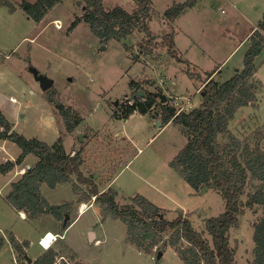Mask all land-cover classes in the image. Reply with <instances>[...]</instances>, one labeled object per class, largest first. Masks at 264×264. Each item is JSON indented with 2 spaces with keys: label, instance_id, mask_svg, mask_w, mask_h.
I'll return each mask as SVG.
<instances>
[{
  "label": "rangeland",
  "instance_id": "obj_1",
  "mask_svg": "<svg viewBox=\"0 0 264 264\" xmlns=\"http://www.w3.org/2000/svg\"><path fill=\"white\" fill-rule=\"evenodd\" d=\"M9 1L16 6L14 10L0 4V109L13 129L49 144L61 137L67 152H82L84 170L95 176L100 189L112 187L118 192L120 203L144 195L168 219L187 215L194 228L212 242L206 219L223 213L226 201L215 188L196 191L172 166V159L188 140L182 126L159 125V114L153 117L136 111L128 118H117L114 112L132 100V81L148 91L163 90L178 110L185 105L199 107L200 89L209 71L218 68L214 78L225 81L243 67L248 34L264 16V0H198L173 22L166 20L165 10L185 0H153L149 34L137 30L123 40L107 42L94 35L83 20L72 27L85 11L81 0H62L40 22L25 12L23 0ZM104 5L128 11L137 7L135 0H104ZM172 41L177 56L169 52ZM256 63V77L263 88L256 102L241 107L229 124L250 150L255 144L264 149V48ZM32 65L54 79L51 89H41L30 72ZM188 68L199 76H191ZM50 93L81 118L73 132L67 131L60 112L48 100ZM159 110L156 106L155 112ZM1 142L0 165L15 160L21 152L14 141ZM37 161L30 154L11 171L0 173V264H20L12 236L27 242L26 255L31 261L25 260L30 264L43 251L42 232L60 231L62 222L53 213L31 219L7 199L12 182ZM255 184L250 180L243 200ZM41 193L53 206L71 204L68 212L63 207L60 210L69 214L71 224L51 246L63 255L58 264H185L175 247L160 250V256L156 248L140 250L129 240L121 219L103 217L95 197L77 202L70 182L56 187L43 183ZM262 213V206H246L230 228L238 264L252 263L254 222ZM91 231L96 236L91 238Z\"/></svg>",
  "mask_w": 264,
  "mask_h": 264
},
{
  "label": "trees",
  "instance_id": "obj_2",
  "mask_svg": "<svg viewBox=\"0 0 264 264\" xmlns=\"http://www.w3.org/2000/svg\"><path fill=\"white\" fill-rule=\"evenodd\" d=\"M61 1L23 0L21 6L31 18L40 22ZM135 1L136 9L128 11L122 6L106 8L104 0H81L85 11L82 17L76 18L72 27L83 20L94 35L104 42L110 39L123 40L137 30L149 34L153 0ZM197 1L176 2L165 10L164 17L168 22H173ZM0 4L8 5L11 10L16 8L9 0H0ZM248 41L244 65L236 69L229 79H215L217 68L207 73L200 89L202 102L199 107L179 111L169 101L161 102L155 92L143 89L137 81H132L131 88L136 96L114 112L117 118H128L136 111L153 117L159 114L163 126L169 122L182 126L188 140L172 159V166L196 191L203 187L215 188L226 201L223 213L206 219V230L212 236V242L194 228L187 215L182 213L174 219H168L162 208L144 195L137 194L128 202L120 203L115 189H100L95 176L84 170L86 158L81 151L74 154L67 152L61 137L54 144L36 137H25L13 129L0 109V126L3 128L0 140L9 139L21 148L15 160H7L0 165V173L11 171L30 154L38 157L34 166L28 168L19 180L12 182L8 201L21 213L26 212L31 219H37L44 213H53L62 222L59 233L63 234L71 221L70 217L66 220V214H61L60 210L63 207L68 212L71 204L51 205L42 195L41 185L46 183L56 187L70 182L78 196L77 202L90 201L95 197L94 202L99 205L103 217L121 219L127 226L129 240L140 250L152 252L156 248L159 252L168 246L175 247L185 264H238L236 248L230 242V228L238 223L244 207L254 208L258 205L263 207V213L254 222L255 246L251 264H264V149L255 144L254 149L250 150L245 146V141L229 128L235 113L245 105L254 104L259 90L263 88L262 82L256 77V58L264 48V16L248 36ZM169 52L177 56L174 41L169 44ZM188 72L191 76H199L190 68ZM141 90L144 95L139 94ZM55 96V93H50L48 100L60 112L67 131L73 132L81 118ZM156 106H160L159 112H155ZM250 180H255L257 185L243 200ZM84 186L88 190L85 191ZM11 240L20 264H28L27 242H21L15 236ZM185 241L187 244L183 245ZM60 256L50 246L30 264H58ZM74 264L81 263L74 261Z\"/></svg>",
  "mask_w": 264,
  "mask_h": 264
},
{
  "label": "water",
  "instance_id": "obj_3",
  "mask_svg": "<svg viewBox=\"0 0 264 264\" xmlns=\"http://www.w3.org/2000/svg\"><path fill=\"white\" fill-rule=\"evenodd\" d=\"M30 72L33 74L34 78L39 82V85L43 91L49 90L50 88L53 87L54 79L49 77L47 74L42 73L37 67H35L33 65L30 66ZM139 94L144 95V91L141 90L139 92ZM155 94L160 98L161 102H163V103L167 102L169 99L167 94L164 93L163 90H159V91L155 92ZM135 96H136V93H132L130 95V99H134ZM116 104H118V101L116 102ZM158 124L162 125V121L158 120ZM80 138H81V140H83L82 134H80ZM68 218H69V214H66L65 219L67 220ZM90 235L92 238L93 232H91ZM161 253L162 252L160 251L158 256H160ZM28 260L31 261V258L28 257Z\"/></svg>",
  "mask_w": 264,
  "mask_h": 264
},
{
  "label": "built area",
  "instance_id": "obj_4",
  "mask_svg": "<svg viewBox=\"0 0 264 264\" xmlns=\"http://www.w3.org/2000/svg\"><path fill=\"white\" fill-rule=\"evenodd\" d=\"M191 109H193V107H192V105H185L184 107H181L180 108V110H186V111H188V110H191ZM179 110V111H180ZM84 209V205L82 206V210ZM47 235H48V232L42 237V238H40V240H39V243L41 244V245H43V239L45 238V237H47ZM63 235L62 234H56V233H54L53 234V238H51V244H53L59 237H62ZM97 243H99L100 242V240L98 239L97 241H96ZM50 244V245H51ZM45 248H47V247H45Z\"/></svg>",
  "mask_w": 264,
  "mask_h": 264
},
{
  "label": "crops",
  "instance_id": "obj_5",
  "mask_svg": "<svg viewBox=\"0 0 264 264\" xmlns=\"http://www.w3.org/2000/svg\"><path fill=\"white\" fill-rule=\"evenodd\" d=\"M252 31H253V30H252ZM252 31L248 34V36L252 33ZM217 69H218V68H217ZM234 71H235V70H234ZM169 123H171V122H169ZM169 123H167V124H169ZM162 126H163V125H162ZM0 147H1V148H4V145H3L2 142L0 143ZM25 159H28V156H27ZM21 214H23V212H22ZM23 215H24V214H23ZM24 216H25V215H24ZM40 232H42V231H40ZM47 232H48V233L51 232L52 234H54V233H56V234L58 233V234H59V231H53V230H51V229H46L45 231L42 232V235H41L40 238H42L43 235H44L45 233H47ZM91 232H92V231H91ZM93 236H96V234H95L94 232H93ZM39 240H40V239H39ZM54 243H55V242H54ZM54 243H53V244H54ZM53 244H51L50 246H53ZM40 245H41V244H40ZM41 247L43 248L44 246L41 245ZM45 249H46V248L44 247V248H43V251H44ZM43 251H42V252H43ZM60 255H61L60 257H63L62 254H60Z\"/></svg>",
  "mask_w": 264,
  "mask_h": 264
},
{
  "label": "bare ground",
  "instance_id": "obj_6",
  "mask_svg": "<svg viewBox=\"0 0 264 264\" xmlns=\"http://www.w3.org/2000/svg\"><path fill=\"white\" fill-rule=\"evenodd\" d=\"M51 238H53V234L50 232V233H48L47 237H45L43 239V246L44 247H49L50 246L51 241H52Z\"/></svg>",
  "mask_w": 264,
  "mask_h": 264
},
{
  "label": "clouds",
  "instance_id": "obj_7",
  "mask_svg": "<svg viewBox=\"0 0 264 264\" xmlns=\"http://www.w3.org/2000/svg\"><path fill=\"white\" fill-rule=\"evenodd\" d=\"M50 247V246H49ZM48 248V247H47Z\"/></svg>",
  "mask_w": 264,
  "mask_h": 264
},
{
  "label": "flooded vegetation",
  "instance_id": "obj_8",
  "mask_svg": "<svg viewBox=\"0 0 264 264\" xmlns=\"http://www.w3.org/2000/svg\"><path fill=\"white\" fill-rule=\"evenodd\" d=\"M39 83V82H38Z\"/></svg>",
  "mask_w": 264,
  "mask_h": 264
}]
</instances>
